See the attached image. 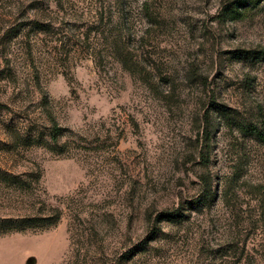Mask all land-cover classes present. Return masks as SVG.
Listing matches in <instances>:
<instances>
[{
  "label": "rangeland",
  "instance_id": "rangeland-1",
  "mask_svg": "<svg viewBox=\"0 0 264 264\" xmlns=\"http://www.w3.org/2000/svg\"><path fill=\"white\" fill-rule=\"evenodd\" d=\"M233 1L0 0V222L60 214L0 232V264H264V142L239 131L264 127L240 53L264 4Z\"/></svg>",
  "mask_w": 264,
  "mask_h": 264
},
{
  "label": "trees",
  "instance_id": "trees-1",
  "mask_svg": "<svg viewBox=\"0 0 264 264\" xmlns=\"http://www.w3.org/2000/svg\"><path fill=\"white\" fill-rule=\"evenodd\" d=\"M263 3L264 0H234L233 1V7L234 10H231V12H235L237 14H240V12L246 10L248 7H255L259 4ZM125 20V19H123ZM102 19H98L97 21V28L93 27L86 32L83 38V42L88 41L89 37L93 35V37L98 40V38L103 34L98 29V25H101ZM127 22V21H125ZM115 24H120V19L117 18V21ZM123 26V25H121ZM42 30V29H41ZM45 32V31H43ZM125 35H127V31H125ZM125 37H121L119 40L112 41V45L110 48L112 49V53L117 54V60L120 62V64L125 67L126 64L130 62V59L132 60L131 53L127 49V43L125 42ZM93 52V51H92ZM240 53L244 54L245 57L250 59H256V58H262L264 55V49H254L250 51H241ZM213 110H220L221 113L224 115L226 114V111L223 110L220 106L215 105L214 101H211V106ZM52 123V129H51V138L53 141H56L58 138L59 133L61 132V129L58 127L56 122L51 119ZM239 131L248 136L255 137L257 140L264 142V127H260L258 124H252L249 123L247 125H239ZM211 198L208 194V187L204 190V194L198 198L189 203V205L194 204H200L201 201H208ZM182 217V213L180 209L174 210L172 212H165L160 213L157 216L158 221H177ZM60 219V214L57 211H54L50 215H45L43 217H34V218H25L24 220H19L16 222H13L15 225H10V222L12 221H2L0 222V232L6 233L8 231H25V230H35V229H44L48 227L55 226Z\"/></svg>",
  "mask_w": 264,
  "mask_h": 264
}]
</instances>
